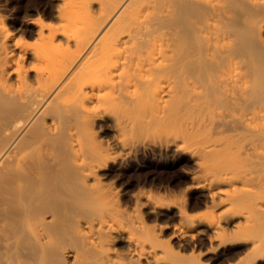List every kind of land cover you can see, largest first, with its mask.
<instances>
[{
	"label": "bare ground",
	"instance_id": "1",
	"mask_svg": "<svg viewBox=\"0 0 264 264\" xmlns=\"http://www.w3.org/2000/svg\"><path fill=\"white\" fill-rule=\"evenodd\" d=\"M54 2L0 25V264H263L264 0Z\"/></svg>",
	"mask_w": 264,
	"mask_h": 264
},
{
	"label": "rangeland",
	"instance_id": "2",
	"mask_svg": "<svg viewBox=\"0 0 264 264\" xmlns=\"http://www.w3.org/2000/svg\"><path fill=\"white\" fill-rule=\"evenodd\" d=\"M51 1L0 0V25L8 28L16 40L32 44L34 41L31 36L32 27H25V23L29 21L39 22V20L49 23L50 21L48 19L52 18V15L49 17V14H52L56 8L54 0ZM105 139L107 140L108 138ZM142 162H145V167H140L139 164ZM150 162L143 153L137 154L129 163L134 169L132 170L131 168L127 176H125L126 178L124 177L122 181L116 182L114 188H144L146 190L153 189V191L164 193L169 188L180 186L183 183L181 173L168 169L157 168V170L155 165ZM103 184H113V182L103 181ZM259 264H262V262Z\"/></svg>",
	"mask_w": 264,
	"mask_h": 264
}]
</instances>
